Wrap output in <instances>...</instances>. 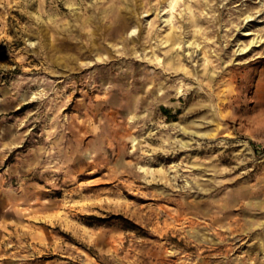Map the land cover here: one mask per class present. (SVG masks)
<instances>
[{"label": "rangeland", "instance_id": "rangeland-1", "mask_svg": "<svg viewBox=\"0 0 264 264\" xmlns=\"http://www.w3.org/2000/svg\"><path fill=\"white\" fill-rule=\"evenodd\" d=\"M0 264H264V0H0Z\"/></svg>", "mask_w": 264, "mask_h": 264}, {"label": "bare ground", "instance_id": "bare-ground-1", "mask_svg": "<svg viewBox=\"0 0 264 264\" xmlns=\"http://www.w3.org/2000/svg\"><path fill=\"white\" fill-rule=\"evenodd\" d=\"M241 68H242V67H241ZM237 74H238L237 72H234V71L230 68V70H229V72H228L229 80H231L232 82L235 81V82H238V83L243 82V81H242V77L239 78V77L237 76ZM239 74H240V72H239ZM229 97H230V103H229L230 106H232L235 102H237V100H239V99L234 100V94H233V93H230ZM239 98H240V96H239Z\"/></svg>", "mask_w": 264, "mask_h": 264}]
</instances>
